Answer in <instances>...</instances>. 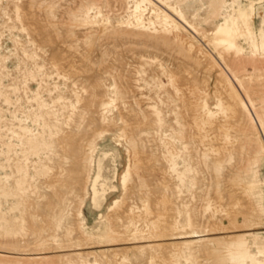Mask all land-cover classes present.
I'll return each mask as SVG.
<instances>
[{
    "label": "rangeland",
    "instance_id": "1",
    "mask_svg": "<svg viewBox=\"0 0 264 264\" xmlns=\"http://www.w3.org/2000/svg\"><path fill=\"white\" fill-rule=\"evenodd\" d=\"M135 1L0 0V264H264V0Z\"/></svg>",
    "mask_w": 264,
    "mask_h": 264
},
{
    "label": "bare ground",
    "instance_id": "2",
    "mask_svg": "<svg viewBox=\"0 0 264 264\" xmlns=\"http://www.w3.org/2000/svg\"><path fill=\"white\" fill-rule=\"evenodd\" d=\"M154 0H148V4L152 5V9L150 11L149 16H145L144 12L147 9V6L144 4V0H136L133 4L132 8V17L135 22V27L140 28L143 30L153 29L155 31V27L159 26L161 33H170V29H173L176 34L177 32H184L188 37H191L190 32L183 30V17L181 13H174V8L160 5L159 7H154L153 2ZM175 22L176 26L172 27L171 22ZM239 32L238 29H229L225 25L219 26L214 32L212 33L211 40L214 42H218L224 45H228L229 47L239 51L240 47L237 42ZM205 42L208 40L204 39ZM205 107H207V103H204ZM218 107L222 108V103H218ZM206 117L202 120L201 126L204 128L206 125H209L212 122L214 117V112L210 110L208 107L206 108ZM101 178V174L95 177L92 183V195L93 200H97L99 198H104V194L106 191L105 184L100 183L99 179ZM98 185L102 191H99Z\"/></svg>",
    "mask_w": 264,
    "mask_h": 264
}]
</instances>
